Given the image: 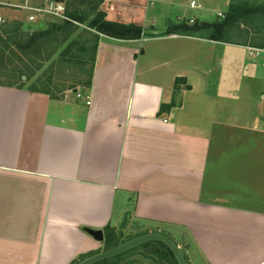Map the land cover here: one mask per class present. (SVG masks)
Masks as SVG:
<instances>
[{"label": "crops", "instance_id": "0c3cea01", "mask_svg": "<svg viewBox=\"0 0 264 264\" xmlns=\"http://www.w3.org/2000/svg\"><path fill=\"white\" fill-rule=\"evenodd\" d=\"M150 5L104 0L142 35H103L88 88L0 84V264L83 260L104 244L86 229L105 239L130 211L189 264L194 244L205 264H264V67L202 24L182 34L191 19L156 29Z\"/></svg>", "mask_w": 264, "mask_h": 264}, {"label": "rangeland", "instance_id": "374dc122", "mask_svg": "<svg viewBox=\"0 0 264 264\" xmlns=\"http://www.w3.org/2000/svg\"><path fill=\"white\" fill-rule=\"evenodd\" d=\"M3 1L19 3V2H24L25 0H3ZM44 1L45 0H34L33 2H44ZM81 1L82 3L78 5V8L80 11V15L82 14V16L86 18V20L84 22L79 23L80 24L78 26L80 29L79 35H74L72 37L66 38L65 43L61 45L60 51H58L57 54L55 53L53 58L51 57L46 58V54L51 52V49L54 47L53 45L55 43L51 41H45V40L41 44V52L38 54V55H41L40 57H38V55L33 52L34 48L30 49V51H28V53L25 54L24 56H21L23 61L27 62L26 65H30L31 67H33L34 65L41 64V67H42L39 70V72H36L34 76L29 78L28 82L25 81L27 85L30 82L35 81L36 78L38 80L39 79L38 77H40L41 75L45 76L46 74L50 73V64L58 57L57 61L60 62V66L58 67L59 69L57 71L54 69V71L52 72L54 76V82L58 81L59 85H62L59 88V90L61 92L70 90L69 89L70 85H74L75 88H79V90H82L83 88H85L84 82L86 80H89L88 73L90 71V66H92V63H91V50L92 49L91 48L93 46L92 45L93 39L96 36H98L101 39L103 34L101 33L98 34L97 32H95V30L90 28V23H92L91 21H92V18L94 17L93 4L95 0H81ZM162 1H164L168 5L167 4L162 5V3L157 2L156 0H150V3H151L150 12L152 14L154 13L158 15V17L156 18V22H157L155 25L156 29L166 28L164 25L165 23H168L169 26L176 25V24L181 25L183 24L182 21L191 19V21H189L190 22L189 25H194L195 27H198L199 24L205 23L204 28L208 29L210 33L212 32L211 30L212 27L209 28V25L215 24L221 21L223 19L222 18L223 15H226V12L228 11L230 4L238 5V4H243L244 2L246 3L244 4V7H247L249 9L247 11L254 10L255 6H258V7L264 6V0H193L195 2V6H190L191 0H162ZM180 4H182L183 7L179 6ZM100 9H101V6H100ZM181 10L184 11L183 17L180 16L177 19L176 16L179 14ZM0 14L8 18H20L21 20L24 19L26 21L27 12L14 10L12 8H0ZM163 14H165V17L161 16ZM248 16H250V13H248ZM152 17L153 16H151V14L149 13L148 20L152 19ZM50 18L51 16L46 15V16H43V18L41 17L40 20L39 19L35 20L36 22H32V23H26L23 20L24 23H22L21 32L24 34L39 33V31H43L47 29L50 23L55 22L54 19H50ZM253 19L254 21L252 23H249L251 22L250 20H247V22L242 23L243 29L247 30L248 34L246 36L245 34H243V37L239 36L238 39L237 37H235L234 34L239 29L235 25H233L232 28H230V31L232 34H231V37L229 38L231 39V41L229 42L231 43L237 42V43H242V44L248 43L249 45L251 43L252 45L258 44V46H260L259 44H263L264 43V15H259L255 17V13H254ZM246 23H249V24H246ZM82 29L86 30L87 33H92L94 37L87 35L86 32H82L81 31ZM69 45H71V49L66 51L65 49ZM21 57L18 56L17 58V56L13 55L10 60L7 58L5 59L7 60L8 65H11V63H14V65L15 64L21 65L22 63L20 60ZM71 57H75V58L71 59ZM34 61H36V64ZM77 65H79L80 68L81 67L85 68L84 70L85 74L81 73L82 71L77 70L78 69ZM51 66H53V63L51 64ZM0 67H1V63H0ZM31 67H29L28 70H32ZM210 69L212 71L210 76H212L213 78L222 74L221 72L219 74V72L216 71L217 68L215 66H211ZM223 71L228 73V75L237 76L236 73L238 69H234V68L230 69V67L227 66L225 67ZM258 71H259L258 73L259 75H262V74L264 75V68L258 67ZM75 74H78L80 76L81 81L74 82L76 77H78L79 79V76H76ZM81 76H85V79L83 80ZM3 79L5 78H4V75H2L1 73L0 81H2ZM25 79L26 78H24V80ZM6 80H3V81H6ZM59 85H56V87L57 86L59 87ZM70 93L74 94L73 90H71ZM59 95L60 94H58V96ZM130 206L131 204H129L127 208L129 209ZM129 214H132V211L127 213V215ZM127 215L125 217V214H124L123 218L120 219L119 222L122 224L119 223V225H116L112 230H110L111 233L114 234V236L116 237L114 240L119 241V242H116V245L124 241H127L131 238L137 237L144 232L150 233L153 229L156 230V228H151L150 223L144 226L145 221L133 219L131 218V216H127ZM169 227L170 226H167V230L172 231L169 229ZM176 232L177 233L180 232L179 234H181L183 231L179 230V232L178 231ZM105 234H107V232H105ZM182 236L183 234H181V237ZM181 245L183 246V249H185L187 252L188 249L186 248L190 247V245L188 246L186 242H182ZM155 246L156 244L154 245L149 244L148 247H144L143 249H141L142 246L141 247L139 246V249H136L139 251H136L133 254V258L136 259V263L137 264H170V262L167 260L165 261L161 259L160 261L159 260L160 258L159 259L154 258L152 261H150L149 257H144L142 255L143 252L147 254L148 249H150L151 247L153 248ZM102 250H106L104 244H103ZM192 250H193V253L195 254V257H194L195 259L193 261H190V264H205V261L200 255V253L198 252L199 250L197 249V246L195 244L192 246ZM188 253L191 254L190 250L188 251Z\"/></svg>", "mask_w": 264, "mask_h": 264}, {"label": "trees", "instance_id": "16d2710c", "mask_svg": "<svg viewBox=\"0 0 264 264\" xmlns=\"http://www.w3.org/2000/svg\"><path fill=\"white\" fill-rule=\"evenodd\" d=\"M104 0H95L93 4V14L94 17L92 18V23H90V28L95 30L98 34L101 33L105 36L120 39V40H136L141 37L142 29L139 26L133 25V24H123V23H116L106 20L105 12L100 9V6ZM81 0H64L65 4V13L69 17V20H63V19H56L55 17H52L50 19H54L55 22L50 23L47 29L43 31H39V33H32V34H24L21 32L22 23H24V19L20 18H8L5 22L0 23V74L4 75L3 80L6 81H0V84L7 85V86H17V87H23L26 86L30 90L37 91V92H43L49 94L51 97H57L58 94H61L62 92L59 90V88L62 85H59L58 81L54 82V76L53 72L54 69L57 71L60 66V62L57 61V55L56 59L52 62L53 66L50 64V73L44 75H41L38 77L39 79L35 81L30 82L28 85L25 83L29 81V78L34 76L36 72H39V70L42 68L41 64L34 65L31 67L30 65H26V61H23L21 56H24L25 54L30 51V49L34 48V53L37 55L41 52V44L43 41H51L55 44L54 47L51 49V52L46 54V58H53L55 53L57 54L58 51L61 49V45H63L66 41V38L72 37L74 35H79V23L84 22L86 20L85 17L80 15V11L78 8V5L81 4ZM243 4H230L228 11L226 12V15H223V19L219 21L218 23L209 25V28L212 27L211 36L215 39H229L231 37V31L230 28H232L233 25H235L239 30L234 34L235 37L242 36L245 34V36L248 34V31L243 29V22H247V20H250L252 23L254 21L253 15L255 13V17L259 15H264V6L258 7L255 6L254 10H249L247 7H244ZM247 12V13H246ZM246 13V14H245ZM248 13H250V16H248ZM244 14V15H243ZM243 15V16H242ZM43 18V17H42ZM41 17L39 18V20ZM24 20V21H23ZM38 20V19H37ZM26 23H32L36 21H28L26 19ZM246 23V24H249ZM183 25V24H182ZM183 33L185 35H189L193 32V30L199 28L195 27L194 25L186 24L183 25ZM201 27H205V23H202ZM256 27V26H255ZM82 32H86V30H81ZM256 34V33H255ZM87 35H90L94 37L92 33H87ZM47 39V40H46ZM100 38L96 36L93 39L92 43V50H91V63L92 66H90V71L88 73V79L85 83V88H88L91 83L92 78V71L94 67V60L95 55L97 51V46L99 43ZM245 42V41H244ZM242 44V43H240ZM248 43H243L242 45H247ZM72 45V44H71ZM71 45L66 47V51L71 49ZM241 45V46H242ZM250 45H252L250 43ZM260 46H263V44H259ZM258 46V44L254 45ZM15 55L20 56L21 65L11 63V65L7 64V59H11V57ZM41 55H38L40 57ZM75 58V57H71ZM40 60V59H39ZM36 64V61H34ZM57 66V68H56ZM78 69L79 71H82L81 73L85 74V68L81 67L79 65ZM29 67L32 68V70H28ZM47 72V71H45ZM76 76H79L78 74H75ZM22 76H25V80L22 79ZM83 80L85 79V76H81ZM80 80L78 77H76L74 82H78ZM83 82V81H82ZM56 85H59V87ZM74 85H70L69 89H74ZM111 229L107 230V234L104 239V246L105 249L111 248L116 245V241L114 240L116 237L114 234L111 233ZM110 231V232H108ZM146 233V232H144ZM157 245L155 248L148 249V253L143 252L144 257H149L150 261H152L154 258H160L162 260H167L170 262V264H178L173 253L170 251V249L165 246L161 242H155ZM146 245H141L143 249L144 247H148L149 245L145 243ZM153 244V243H152ZM140 246V247H141ZM139 249V247L127 251L125 253H122L120 255H117L115 257L100 261L96 264H137L136 259L131 258L136 250ZM94 252L90 253L92 255ZM146 255V256H145ZM83 258V256L81 257ZM82 260V259H80ZM80 260H74L72 264H77L80 262Z\"/></svg>", "mask_w": 264, "mask_h": 264}, {"label": "built area", "instance_id": "2783aa9c", "mask_svg": "<svg viewBox=\"0 0 264 264\" xmlns=\"http://www.w3.org/2000/svg\"><path fill=\"white\" fill-rule=\"evenodd\" d=\"M34 0H25L24 2L12 3L8 1L0 0V8H12L18 11H25L26 19L28 21H35L40 17L49 15L58 19L69 20V17L65 13L64 0H45L44 2L33 3ZM190 6H195V2L192 0ZM6 16L0 14V23L5 22ZM246 50L250 58L259 60L264 67V46L254 45H242ZM77 97L83 99L86 104H90L88 97H85L81 92L77 93Z\"/></svg>", "mask_w": 264, "mask_h": 264}, {"label": "water", "instance_id": "95a60500", "mask_svg": "<svg viewBox=\"0 0 264 264\" xmlns=\"http://www.w3.org/2000/svg\"><path fill=\"white\" fill-rule=\"evenodd\" d=\"M24 77V76H23ZM87 233L90 234L95 240L97 241H103V232L101 229H86ZM158 241L166 245L170 251L173 253L176 261L178 264H189L184 257L182 251L178 247V245L175 244L173 240L168 238L167 236L160 234V233H145L141 234L137 237L131 238L127 241H124L122 243H119L109 249L103 250L101 252H98L96 254H93L83 260H81L77 264H96L100 261L115 257L117 255H120L122 253H125L127 251H130L136 247H139L145 243L148 242H154Z\"/></svg>", "mask_w": 264, "mask_h": 264}, {"label": "flooded vegetation", "instance_id": "af4514ba", "mask_svg": "<svg viewBox=\"0 0 264 264\" xmlns=\"http://www.w3.org/2000/svg\"><path fill=\"white\" fill-rule=\"evenodd\" d=\"M151 232H154V233H160V231L159 230H152ZM150 232V233H151ZM147 233V232H146ZM142 234H144V233H142ZM160 234H162V233H160ZM141 235V234H140ZM163 235H165V234H163ZM165 236H167V235H165ZM168 238H170L169 236H167ZM171 240H172V238H170ZM155 242H158V241H154V242H148L147 244L149 245V244H152V245H154V244H156ZM143 245H146V244H143ZM157 245V244H156ZM166 246V245H165ZM152 248V247H151ZM153 248H155V247H153ZM109 249V248H108ZM131 258H133V256L131 257ZM160 261H161V259H159Z\"/></svg>", "mask_w": 264, "mask_h": 264}]
</instances>
